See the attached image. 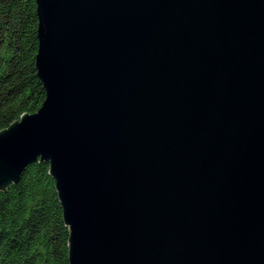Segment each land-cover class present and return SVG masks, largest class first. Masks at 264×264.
<instances>
[{
  "label": "water",
  "instance_id": "95a60500",
  "mask_svg": "<svg viewBox=\"0 0 264 264\" xmlns=\"http://www.w3.org/2000/svg\"><path fill=\"white\" fill-rule=\"evenodd\" d=\"M36 3L0 190L50 165L70 264H264V0Z\"/></svg>",
  "mask_w": 264,
  "mask_h": 264
},
{
  "label": "trees",
  "instance_id": "16d2710c",
  "mask_svg": "<svg viewBox=\"0 0 264 264\" xmlns=\"http://www.w3.org/2000/svg\"><path fill=\"white\" fill-rule=\"evenodd\" d=\"M36 0H0V132L40 110ZM70 230L50 174L36 162L0 190V264H70Z\"/></svg>",
  "mask_w": 264,
  "mask_h": 264
}]
</instances>
